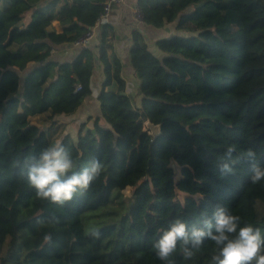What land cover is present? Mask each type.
<instances>
[{
  "label": "trees",
  "instance_id": "trees-1",
  "mask_svg": "<svg viewBox=\"0 0 264 264\" xmlns=\"http://www.w3.org/2000/svg\"><path fill=\"white\" fill-rule=\"evenodd\" d=\"M105 1L0 0V264H163L153 244L170 223L198 227L217 206L264 237L256 207L264 203V181L252 184V164L241 159L253 150L264 166V0H140L144 23L162 28L177 21L181 33L157 41L162 57L135 33L130 55L142 81L140 108L104 41L101 115L80 125L77 140L65 133L59 141L78 169L96 158L104 171L63 208L36 198L20 169L53 141L29 118L74 113L92 94L90 49L62 65L50 60L51 51L95 26ZM145 121L160 125V134L145 130ZM230 145L239 162L223 176L219 164ZM128 187H135L130 205ZM178 191L188 195L183 202ZM86 214L109 222L86 232ZM214 249L206 240L191 260L177 252L175 264H212Z\"/></svg>",
  "mask_w": 264,
  "mask_h": 264
},
{
  "label": "clouds",
  "instance_id": "clouds-1",
  "mask_svg": "<svg viewBox=\"0 0 264 264\" xmlns=\"http://www.w3.org/2000/svg\"><path fill=\"white\" fill-rule=\"evenodd\" d=\"M234 152L236 146L230 145L221 157L219 171L223 176L231 175L239 162L233 158ZM241 159L252 164V184L264 181V166L255 163L257 157L253 150H248ZM103 171L104 164L96 158L78 169L72 153L61 142H56L36 155L25 157L20 174L26 177L28 186L35 191L38 200L63 208L77 196L86 194ZM56 220L55 216L49 218V222ZM91 234L99 236L98 231ZM45 240L50 242L51 236H45ZM206 240L215 245L211 255L212 264H264L261 230L249 224L241 226L239 215H231L220 206L216 207L211 218H202L198 227H189L181 219L171 222L154 242L153 251L163 264H175L177 252L183 259L191 260Z\"/></svg>",
  "mask_w": 264,
  "mask_h": 264
},
{
  "label": "crops",
  "instance_id": "crops-1",
  "mask_svg": "<svg viewBox=\"0 0 264 264\" xmlns=\"http://www.w3.org/2000/svg\"><path fill=\"white\" fill-rule=\"evenodd\" d=\"M139 2L140 0H126L125 3L117 5L110 15L101 21V27L88 47L95 56L91 82L92 94L85 98L82 106L76 112L57 116L60 119V124L68 125L75 132V136L70 133L75 140H77L79 127L82 123L88 121L90 117L95 119L101 115L99 95L104 90L105 82V67L101 60V49L104 41H108L110 45L108 54L116 55L122 63V76L126 81V94L130 96L134 106L140 108L143 99L140 93L142 81L135 73L130 55L135 44V33H139L142 41L148 45L153 53L160 57L164 54L158 49L157 41L181 33L176 30L177 21L174 23L166 22L162 28H155L144 23L139 15ZM52 27L58 32L62 31L58 20L53 21ZM105 35L106 38H104ZM81 51L82 49L76 47L73 43H64L55 46L49 58L58 65L72 63L79 57ZM34 66V63L29 64L28 70H31ZM56 74H59V66L56 68Z\"/></svg>",
  "mask_w": 264,
  "mask_h": 264
},
{
  "label": "rangeland",
  "instance_id": "rangeland-1",
  "mask_svg": "<svg viewBox=\"0 0 264 264\" xmlns=\"http://www.w3.org/2000/svg\"><path fill=\"white\" fill-rule=\"evenodd\" d=\"M193 9L194 8L192 7L189 9V11H192ZM27 72L28 71L23 72L22 76H25ZM59 120L60 119L57 117L51 118V111L45 112L43 114L31 116L29 118V121L32 124L38 125L44 128L45 130H48L47 132H49V135L52 136V141H53L52 145L55 144L56 142H59L61 137L65 133H73V135L75 136V132L72 129H70L68 125L60 124ZM91 124H92V121H91ZM144 128L145 130L150 131L151 134L154 133L153 129L147 125V121L144 122ZM173 168L176 172L177 179H179L181 177V167L178 164H174ZM134 190H135V187H128L123 191L124 199L128 205L132 204L134 201L133 200ZM187 196H188L187 194L178 191V199L180 201L183 202ZM195 198L199 199L201 198V196L197 195L195 196ZM256 207H257L259 222L264 223V203L259 201ZM98 213H101V211L97 212V214ZM89 216L90 214H86L83 216V223H84L86 232L94 230L100 227L101 225L109 222L108 217L102 216L97 219H89Z\"/></svg>",
  "mask_w": 264,
  "mask_h": 264
},
{
  "label": "built area",
  "instance_id": "built-area-1",
  "mask_svg": "<svg viewBox=\"0 0 264 264\" xmlns=\"http://www.w3.org/2000/svg\"><path fill=\"white\" fill-rule=\"evenodd\" d=\"M126 0H106L103 3V11L100 14L97 23L95 26L90 27L87 32L79 37L76 41L73 42V44L81 49L88 48L92 40L95 38L96 34L98 33L100 29L101 21L110 15V13L113 11V9L120 4L125 3ZM139 15L141 17V12L139 11Z\"/></svg>",
  "mask_w": 264,
  "mask_h": 264
},
{
  "label": "water",
  "instance_id": "water-1",
  "mask_svg": "<svg viewBox=\"0 0 264 264\" xmlns=\"http://www.w3.org/2000/svg\"><path fill=\"white\" fill-rule=\"evenodd\" d=\"M147 125L150 126L154 133L152 134L154 137L158 136L161 132V126L160 125H155L151 121H147Z\"/></svg>",
  "mask_w": 264,
  "mask_h": 264
}]
</instances>
